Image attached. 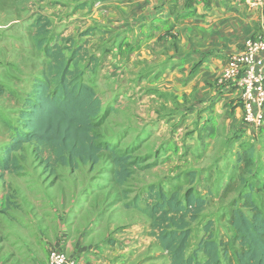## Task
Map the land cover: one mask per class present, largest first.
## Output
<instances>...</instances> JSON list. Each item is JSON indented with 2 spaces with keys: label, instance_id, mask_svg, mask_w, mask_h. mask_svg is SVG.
Here are the masks:
<instances>
[{
  "label": "crops",
  "instance_id": "1",
  "mask_svg": "<svg viewBox=\"0 0 264 264\" xmlns=\"http://www.w3.org/2000/svg\"><path fill=\"white\" fill-rule=\"evenodd\" d=\"M46 5L42 7L49 14L43 15L56 19L61 35L68 23L80 26L84 19L86 28L79 33L84 37L96 33L98 46L92 52L98 61L89 69L103 75L100 84L105 89L97 92L109 98L103 99L112 107L109 117L130 118L119 136L135 133L133 126L145 140L154 136L158 140L154 159L163 162L177 157L175 164L181 165L172 177L193 170L184 167L189 154L195 155L193 148L214 159L206 182L214 183L220 171L229 180L227 169L237 164L239 153L247 156L246 149L252 148L251 158L264 164V127L255 130L247 124L240 91L223 89L218 83L229 56L240 52L248 39L264 37V4L253 7L249 0H53ZM51 5L55 7L50 11ZM20 20L5 24L0 20V42L2 37L9 40L0 44V63L6 61L0 64V147L9 139L4 121L18 109L9 107L7 101L12 98L19 104L26 91L14 86L11 78H25L20 81L30 87L45 66L44 53L35 42L39 24L30 23L24 36L18 33ZM101 26L105 32L90 30ZM89 41L92 45L93 40ZM3 71L8 74L4 76ZM191 134L194 139L187 142ZM19 162L23 169L18 172L0 169V217L15 228L28 256L21 260L20 254L11 253L9 263L11 256L0 254V264H49L53 251L76 258L79 264H155V255L167 257L150 234L145 215L141 218L147 226L110 196L111 188L98 184L100 175L111 167H107L110 160L81 164L69 176L50 183L43 177V164H36L41 168L36 186L30 175L15 181V174L26 172L24 162ZM210 167H215V174ZM12 188L18 203L12 202L17 201Z\"/></svg>",
  "mask_w": 264,
  "mask_h": 264
},
{
  "label": "trees",
  "instance_id": "2",
  "mask_svg": "<svg viewBox=\"0 0 264 264\" xmlns=\"http://www.w3.org/2000/svg\"><path fill=\"white\" fill-rule=\"evenodd\" d=\"M48 26L49 22L39 24L35 36L37 47L44 53L43 74L22 101L16 123L10 118L4 121L10 132L6 144L0 147V169L22 170L16 153L26 144L34 145V153L51 175L58 166L76 169L81 164L95 165L102 153L109 152L115 164V181L124 184L131 175L130 158L127 153L120 154L118 146L98 130L112 111L97 92L95 80L87 76L92 71L90 65L98 58L90 51L88 39L74 47L67 46L68 40L65 44L59 39L52 43L48 40ZM118 139L119 136L112 140L115 143ZM251 151L252 148L245 150L247 156L239 154L237 163L240 165L245 158L256 162ZM187 175L194 177L195 172L191 170ZM150 188L152 200L145 206L126 205L151 219L150 234L170 264H264V207L253 195L256 188L242 190V204L234 203L229 217L234 229L231 236L215 237L213 222L209 221L191 250L192 223L206 208L207 200L192 190L182 198L177 189L167 193L161 185L152 184Z\"/></svg>",
  "mask_w": 264,
  "mask_h": 264
},
{
  "label": "rangeland",
  "instance_id": "3",
  "mask_svg": "<svg viewBox=\"0 0 264 264\" xmlns=\"http://www.w3.org/2000/svg\"><path fill=\"white\" fill-rule=\"evenodd\" d=\"M51 1L53 0H47L46 4ZM46 4L40 5L38 0H17L16 2L14 0H0V20L3 22V24H5L9 21H13V19H21L20 24L22 25L19 26L21 28V31H18V33H23L24 36L28 33L26 29H28L30 23L43 24L45 22H49L48 27L51 33L49 34L48 40H50L52 43L59 39L61 43L65 44V40H68L66 43L67 46L74 47L75 44L80 43L86 39L89 40L91 38L93 40V43L92 45H90L91 41H89L90 51L95 50L97 48L98 42L95 37L96 33H94L93 35L89 34V36L87 37L83 36L84 33H79L81 29L84 30V28H86V23H83L85 19L81 20L80 26L79 24H76L75 26L72 22L68 23V30L67 32H65L64 35L62 34V36L57 29L58 25L56 23V19H50L43 15V13L49 14L45 13L44 11L46 9L45 7H42L47 6ZM14 6H16V10ZM48 7L51 11L55 6L51 5ZM105 28V26H101L94 29H98V32H105ZM2 40L3 41L0 42V44H4V42L9 43V40H6L4 37H2ZM14 61H16L15 58ZM5 62V60H2L0 64L2 65ZM3 72H5L4 76L8 74L7 71ZM88 75L95 81L99 82V84L96 85L97 91L98 89H105V84H100V82H102L104 79L102 77L103 75L101 74V72L98 71V69L88 72L87 76ZM20 79L25 78H11L10 81L13 82L14 86H19V88L26 90L22 93L23 96L21 97V101L19 102V104H17L16 102V105L14 104L15 100H13L12 98L7 101V105L12 109H16V107L18 108L16 109V111L13 112L12 116L9 117L15 123L16 118L19 114V108L22 105V101L26 98V94L31 88V86L29 87V85L28 87H26L24 85L25 80L20 81ZM107 97L108 96H103V99L108 100L109 98ZM1 103L4 105L3 101ZM137 118L138 117H135L133 119L137 120ZM128 122H130V118L125 117V115H118L116 117L108 116L106 122L98 130L101 131L110 141H112L113 144L118 146L120 154H128V157L130 158L129 161L131 162V165L129 166L131 175L124 184L117 183L115 181L114 176L115 164L113 163L110 153L104 152L101 155L102 162H104L103 164H106L107 160H110V162L107 163V167H111L106 169V174L100 175L101 178L98 179V184H100V186L102 187L111 188L109 191L110 196L113 195L115 199H117V203L121 206H125L126 208L127 203H130L131 205L138 203L141 206H145L148 200L151 201L152 199L148 193L149 190H151L150 186L152 184L161 185L166 189L167 193H171L175 189L180 190V195L182 198L183 196H185L187 190H192L195 195L205 198L207 200L206 208L200 213L199 218L192 223L193 232L192 237L190 239V250L194 247V245L204 234V226L209 221L213 222L212 230L215 237L220 238L224 236H231L233 234L234 229L229 224V217L232 209L235 206L234 203H236L237 205L242 204V201L239 199L240 192L242 190L248 191L250 187L256 188L257 190H254L255 194L253 195L257 197L258 205L264 207L263 163L257 161L255 162L254 160L251 163L248 159L245 158V160L242 161L240 165L238 163L236 165L233 163V166H229V171L227 169L226 173L231 176V180L226 179L225 175L222 176V173L220 171L218 173L219 176H217V180L214 183L206 182V175L208 171L207 168L211 165V163H213L214 159L212 157L208 158V154L206 152H197V150L193 148L195 155L189 154L190 156L187 157L186 161L184 159V167L186 169L192 168L195 172V176H182L180 174L176 175L175 177H172V175L176 174L177 171L181 170V165L178 163L175 164L177 162V157H169L166 161L163 162H158L157 160H155L154 158H156V156L154 153V147L156 146L158 140L155 139L152 135L151 139L148 140L139 137V135L136 134L139 133V129L136 126H133L134 123L131 124L135 128V133L129 131L124 134L125 138L119 136V134L124 131V125H126V123ZM136 122L137 121H135V123ZM190 130L189 132H191ZM118 136L119 139L114 143L112 139H117ZM186 139L187 142L193 141V134H191V136ZM6 142H3L1 146L6 144ZM16 155L22 162H24V169L26 170V172L21 174H15L17 177L15 181L20 182L21 180L25 179L24 177H28V175H30L33 178L30 180H32L34 186H36L38 182L37 180L40 179L39 174L41 172V168H36L35 166L36 164L37 166H42V162L41 159L38 158L34 153V145L26 144L25 148L17 152ZM88 166L91 165L89 164L87 165V167L84 168H88ZM43 168V177L47 176L49 178V183L52 179H54L55 181H57L58 179H63L66 176H69L70 172L74 171V169L68 166H58L56 168L55 173L49 175V172L45 169L47 167H45L44 164ZM210 168L212 172L211 174H215V167ZM49 171H51V169ZM229 173H231V175ZM32 188L34 189V187ZM109 188L107 190H109ZM12 190L15 191L14 188H12ZM13 194L14 199L17 200L18 197L16 191ZM235 200L238 201L236 202ZM12 202L18 203L19 201L17 200ZM129 209H131V216L138 218V221H140L145 226H147V222L141 218V215H145L146 220L151 222V219L139 209L135 207ZM0 235L1 255L6 254L11 256V253H13V255L16 256L20 254L22 256L21 260H24L26 255L28 256L24 247L25 244L21 243L19 236L15 232V228H12V226L7 225V220L3 221L2 217H0ZM12 256L10 257V259H8L9 263L12 261ZM153 261H157V263L155 264H170L168 257H165V255L157 254L154 256Z\"/></svg>",
  "mask_w": 264,
  "mask_h": 264
},
{
  "label": "built area",
  "instance_id": "4",
  "mask_svg": "<svg viewBox=\"0 0 264 264\" xmlns=\"http://www.w3.org/2000/svg\"><path fill=\"white\" fill-rule=\"evenodd\" d=\"M253 7L264 0H249ZM223 89L237 88L245 110V122L255 130L264 126V37L248 39L240 52L231 54L220 78ZM49 264H79L76 258L64 252L53 251Z\"/></svg>",
  "mask_w": 264,
  "mask_h": 264
}]
</instances>
